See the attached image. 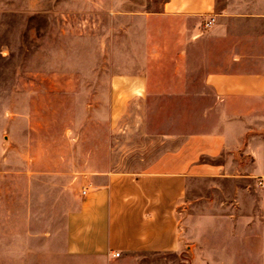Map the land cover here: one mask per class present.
Instances as JSON below:
<instances>
[{"label":"crops","instance_id":"1","mask_svg":"<svg viewBox=\"0 0 264 264\" xmlns=\"http://www.w3.org/2000/svg\"><path fill=\"white\" fill-rule=\"evenodd\" d=\"M216 5L164 0L123 15L125 62L110 80L112 117L138 98L161 149L139 170L74 176L63 241L37 248L44 257L142 264L145 253L193 243L190 264H206V236L229 224L240 239L226 250L236 254L233 264H264V0ZM202 180L218 189V201L196 192Z\"/></svg>","mask_w":264,"mask_h":264},{"label":"rangeland","instance_id":"2","mask_svg":"<svg viewBox=\"0 0 264 264\" xmlns=\"http://www.w3.org/2000/svg\"><path fill=\"white\" fill-rule=\"evenodd\" d=\"M163 1L0 0V264H57L37 248L62 243L73 177L139 170L161 149L138 98L112 117L110 80L125 62L123 15ZM197 186L219 200L209 181ZM228 225L206 236L200 260L234 263ZM190 244L142 264H190Z\"/></svg>","mask_w":264,"mask_h":264},{"label":"built area","instance_id":"3","mask_svg":"<svg viewBox=\"0 0 264 264\" xmlns=\"http://www.w3.org/2000/svg\"><path fill=\"white\" fill-rule=\"evenodd\" d=\"M209 23V22H208Z\"/></svg>","mask_w":264,"mask_h":264}]
</instances>
